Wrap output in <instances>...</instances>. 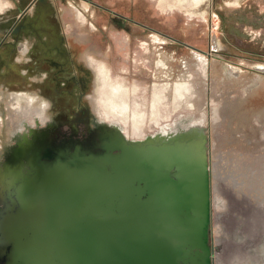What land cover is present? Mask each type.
<instances>
[{"label": "rangeland", "instance_id": "obj_1", "mask_svg": "<svg viewBox=\"0 0 264 264\" xmlns=\"http://www.w3.org/2000/svg\"><path fill=\"white\" fill-rule=\"evenodd\" d=\"M24 34L27 110L0 89V264H264V229L241 235L210 175L212 152L241 151L235 128L264 133L245 108L264 0H0V86Z\"/></svg>", "mask_w": 264, "mask_h": 264}, {"label": "flooded vegetation", "instance_id": "obj_2", "mask_svg": "<svg viewBox=\"0 0 264 264\" xmlns=\"http://www.w3.org/2000/svg\"><path fill=\"white\" fill-rule=\"evenodd\" d=\"M8 34L12 35V29L11 30L9 29ZM212 37H211V42H212V39H214V41L211 43L212 49L216 50L218 49L219 43H218L216 36L213 38ZM2 44H3V40L2 42L0 41V49L2 47ZM33 45H34L33 42L31 43L28 36L24 34L21 40L17 41V44L15 45L14 57L8 60L9 63L7 62V65L11 67V68L9 67L10 71H8L5 75L7 86L1 85L0 89L3 88L4 91H6V93L10 94L11 98L14 93H19L17 92V91H20L19 89L22 90L28 87L27 82H25L23 79L25 77L31 76L30 67L31 65L34 66V64L31 63L32 57L30 56L31 55L30 51L33 48ZM204 53L206 54V57L208 58V60L209 59L213 61L222 60L220 55L216 53L212 54L211 50L210 52L205 51ZM195 54L202 56V54L198 52H196ZM19 55H22V56L19 57ZM212 55L214 58L212 57ZM1 59L2 58H0V65L2 64V61H3V59L2 60ZM257 65L258 66L256 67L254 66V68L264 73V64L257 63ZM12 67L17 68L18 72H15L14 69H12ZM40 76L42 77H39L41 79H39L38 81L36 79H31V80L36 83H39V81L43 80L41 82L43 84L46 74L40 73ZM254 90L255 91H253V94L249 96V100L246 102V105L249 102V104H251V107L247 105L245 106V108L249 109V108H253L254 105H259V107L262 110L264 109V81L261 80L260 83L257 84ZM20 94H16V95H20ZM41 108H43L41 112L35 111V114L39 118L42 117L44 108L46 107L45 105H42ZM28 114L29 113H27L26 115ZM237 128L239 129L241 128V129L238 131ZM237 128H235V131L230 132L229 141L236 142L237 139L242 141L239 147L241 151H239L238 149H231L228 151L227 150H216L212 152L211 153V157H212L211 169H210L211 180L214 179L213 181L214 184H217V183H221L224 185L229 184L230 188H232L233 190H237L239 186L243 187L244 189H249V187L251 186L264 188V165H262V161H261L264 158V150L261 151V153L256 154L254 156L252 154H250L249 156L248 153L246 152L247 147H252V144L253 145L258 144L255 142L264 140V133L256 132V134H253L252 128H250L249 126L248 127L238 126ZM2 148H3V145L1 144L0 154L2 152ZM252 161L256 164V166L251 165V163H253ZM214 164H216V166H214ZM238 166L242 167V169L244 170H241ZM251 168H257L256 172L252 173ZM201 172H202L201 177L203 176L204 173L207 176L206 170L204 172L203 171ZM205 174L203 177H205ZM214 177H216V179ZM227 179H230V183L228 184H227ZM201 183H202V180H201ZM208 184H209V180H208Z\"/></svg>", "mask_w": 264, "mask_h": 264}, {"label": "water", "instance_id": "obj_3", "mask_svg": "<svg viewBox=\"0 0 264 264\" xmlns=\"http://www.w3.org/2000/svg\"><path fill=\"white\" fill-rule=\"evenodd\" d=\"M256 170L257 168H251L252 173ZM214 178L216 179V177ZM234 195L235 204L241 208L239 209L237 206L240 214H246V218L244 216L245 219H242V221L244 220L247 225L245 229L243 228L245 233L242 231L241 235L244 234L246 237L251 238L256 229H264V188L251 186L249 189H244L239 186L237 190H234ZM260 234H263V232ZM234 237L236 238L237 235Z\"/></svg>", "mask_w": 264, "mask_h": 264}, {"label": "bare ground", "instance_id": "obj_4", "mask_svg": "<svg viewBox=\"0 0 264 264\" xmlns=\"http://www.w3.org/2000/svg\"><path fill=\"white\" fill-rule=\"evenodd\" d=\"M182 1H184V0H182ZM188 1V0H187ZM204 0H191V2H192V4L193 5H197V4H199V3H201V2H203ZM203 4V3H202ZM177 5V4H176ZM196 7V6H195ZM214 37V36H213ZM212 37V38H213ZM214 41V39H212V42ZM195 57H197L201 62L200 63H205V59L203 58V56H200V55H198V54H195ZM204 67H205V65H204ZM204 67L202 68L203 69V71L205 70L204 69ZM206 68V67H205ZM13 99L12 100H14L15 102L13 103V106H15L16 108H18V110L19 111H23V110H27V108H28V105L29 104H27V105H21L20 106V104H19V102L21 101V100H23V97L22 96H19V95H15V96H13L12 97ZM21 103V102H20ZM119 111L122 113H124V112H127L128 111V107H127V105H125L124 107H122V108H119ZM201 137H202V133H198V136H197V139H198V141H200V139H201ZM202 151H205V148L204 147H202ZM202 170L203 171H205L206 170V167L204 166V167H202ZM205 174V173H204ZM204 174H203V176H204ZM201 176V175H200ZM202 176V177H203ZM202 177H201V179H202ZM206 178L204 177V180H205ZM204 183H205V185H206V181H204ZM202 184H203V180H202ZM205 193L207 194V190H205ZM237 228V227H236ZM247 253V252H246ZM249 253V252H248Z\"/></svg>", "mask_w": 264, "mask_h": 264}]
</instances>
